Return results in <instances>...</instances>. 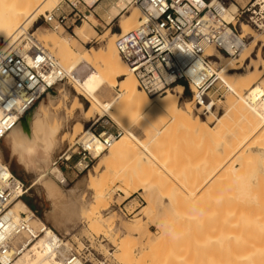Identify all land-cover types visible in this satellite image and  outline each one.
<instances>
[{"label": "rangeland", "instance_id": "1", "mask_svg": "<svg viewBox=\"0 0 264 264\" xmlns=\"http://www.w3.org/2000/svg\"><path fill=\"white\" fill-rule=\"evenodd\" d=\"M108 1L110 2L108 5L110 10L109 14L104 17L106 23H101L96 20L94 16V23L92 21L89 22L94 31L88 35L86 41L78 42L76 49L79 52L86 49L105 48L106 42L110 39L111 34L120 32V28L118 27L119 21L124 16L128 15L135 7L134 5H127V9L121 11L130 0ZM237 1L245 3L247 0ZM50 4L51 3L47 1L43 14L47 15L48 12L58 14L61 11H68L63 0H59L58 3L52 7ZM115 12L118 13L113 16ZM139 16L140 12L138 18ZM137 21L139 20L137 19ZM86 22H88V20H85L82 24L78 22L75 24V27L78 25L76 28L72 27L69 30H64L61 27L59 29H53L51 25L45 21L44 15L38 13L33 22V27L28 30V36L23 35L20 37L19 47L22 48V45L27 42V39H32L37 45L31 44L33 46L31 49L37 47L43 49L59 61L56 50L52 48L50 44V38H53L55 35L58 39L61 38V40H64L68 37L75 36V30ZM137 26L138 22L135 29ZM247 32L250 33V35L251 33L257 35V41L253 51L248 54L249 57H244L241 61H237L240 57L239 54L234 56V66H236V69L225 72L224 76L228 82L236 85V89L230 90L216 76L215 79L218 80V82H216L215 87L209 92H207V90L203 92L200 91L198 94L199 100L194 98L192 103L191 109L193 114L205 121L207 126L212 127V129H209L212 132L209 130L208 132L206 129L203 130V127L199 128L198 125L193 126V124V132L186 127H169L165 128V134H162L164 138L163 136L161 137L163 141L160 140L161 142L158 144H144V135L142 133L139 134L140 132H136L143 141L142 143H137L133 151L137 156L143 153L147 154L150 161L157 162V165L158 163L160 165L159 171L161 175L158 181L157 179H155V182L153 179L149 180V182L153 181L158 186V190L154 191L156 193L150 192L151 194L148 195L147 193L149 192H146L147 190L145 191V189L140 188V179L137 176V179L131 177V172H135L137 164L138 170H140L142 168L139 167V164H144V161H140V163L137 161V164L135 161H129V164L132 162L131 165L128 164L130 168L133 163L134 165L136 164V167L133 166L131 172H129L130 169L126 171L129 168L128 166L126 169L122 167L127 165V159L126 162L122 160V164L124 162L125 165L116 161L117 163L115 164L118 168L115 165L111 168L112 166L110 165V168L108 167L109 169H107L105 165L99 164L100 159L97 157L93 163V167L81 173H77L73 169L52 165V167L56 166L61 170L67 181L64 186H60L61 189L57 194L60 205L64 209H67L68 214L72 216L75 214L73 200L75 199V194L78 193H72L74 189L82 190L85 200L84 206L77 209L76 216L72 220L63 223H53L47 216L48 211L51 209V203L47 199L45 189L40 183L42 177L36 176L35 173L24 167V164L11 152L8 141L3 138L0 142L1 160L10 167L15 176L20 178L25 185L29 186L27 194L22 199L28 208L26 209V213L28 214L30 212L29 209L33 211L35 216L39 217L42 222L64 237V241H67V248L77 250L83 254L89 264H176L177 259L175 261V256L179 254L176 257L178 260L182 259V252L185 254L182 260H185L184 262H186V264H216L218 261L219 264L226 263V254L224 253V218L227 206L223 205L224 193L226 191L230 193L233 189L237 194L240 192L239 195L235 194V196L238 197H235V199L229 203L228 210L233 209L232 207L235 206L236 211L239 209V211L243 210L244 212H258V214L261 213L260 216H264L262 215V213L264 214V149H262L260 145L256 147V144L264 139V133L261 132L259 126L258 128L260 130L257 129L256 126H253L257 129H255V131L252 125L246 122L243 116L239 114L240 112H238V110V113L236 112L237 114L234 113L235 111H228L227 114H224L227 109L228 99H238L237 95H239V93L245 95L248 92L245 90V87H243V84H245V86L249 85L251 89L254 83L261 82L262 85L264 84V63L262 62L264 59V45H262L261 41H258V38H262L264 34L250 28ZM45 36L47 37L46 40L49 41L47 45L42 40L45 39ZM251 39L252 37L248 35L247 45ZM2 43L3 39L1 38L0 46ZM212 60L218 63L221 61L216 58H212ZM86 67L87 66L83 64L79 65L75 69L74 74L82 78L89 71V68L87 69ZM242 75L247 76V81L244 80V82L240 83L241 80L239 78ZM180 83L184 86L183 94L180 96V102L192 100L191 97H194V93L191 92L190 87L185 83ZM225 87L228 90H226ZM235 91L237 92L235 93ZM80 92L79 89L71 84L68 78H63L52 90H50L51 95L56 101L53 105L54 110L59 113L60 119L63 122V128L57 136L59 146L53 153L52 160H55L64 152L69 154L72 149L71 146L79 139L80 136L78 135L81 133H76L77 135L74 134V136L69 134V132L76 130V127L73 125L75 121L82 122L83 131L84 129H89L91 132L105 131L107 134L115 133L118 134V136L120 135V131L112 122V118L110 116H100L98 114V109L92 106L90 101L84 95H81ZM117 93L118 86L101 90L98 96L101 101H107ZM44 97H46V94L43 95V98ZM202 102H205V107L202 106ZM221 115L223 119L221 120L222 122L218 119ZM218 120L221 122V125L218 123ZM193 123L195 124V121ZM135 126H139L138 120L132 124V128L137 129ZM198 129L200 135L197 133ZM201 129L203 131L202 133ZM253 131H255V133L258 132V135H254ZM64 132H67V134H65L64 140L61 141V136ZM244 133L246 137L247 134H249V136L247 138L244 135L242 136ZM250 134H252V138ZM255 136H258V138L255 139ZM246 139L248 140L246 141ZM242 140L245 142L242 143L246 145H242ZM252 140H255V144H253ZM243 146H248L254 151V154L250 153L248 156L245 155L247 156L243 157L245 159L237 157L235 161L227 158L228 155L226 156L225 150H228L227 153L230 154L232 151L233 153L235 152V154L236 152L239 154V150L241 151L246 148ZM241 147L243 148L241 149ZM237 148L240 149L238 150ZM106 151L107 150H105V152ZM145 166L147 167V165ZM120 167L124 169V175H122V177H129V182L126 185L120 180L119 172H123L119 170ZM116 169L119 171L117 174H115L117 171ZM125 172H128V176ZM140 172L137 171L135 173L141 175L143 174L142 172H144L145 176L149 174L148 170L144 171L142 169ZM88 173L94 174L95 177L91 184L86 183L85 185V177L87 178ZM135 173H133V175H135ZM149 176H147V178H149ZM142 183H144V181H142L141 184ZM257 185H259V187H257ZM227 187L230 189L232 188V190L226 189L224 192V189ZM256 195L260 198L256 197ZM150 196L151 199L146 200V198H150ZM211 196L212 199L214 198V203L217 201V205L220 204V207L215 205L217 211L214 210L212 213L211 211L215 207L212 202L210 203L208 201ZM254 199H258L259 205ZM232 202H235V204L232 205ZM209 203L212 206H210ZM221 204L223 205L222 207ZM256 208L257 210H255ZM93 209L100 212L104 217L103 221L105 220L107 223L110 222V224L107 226L106 222L105 225L103 224L104 222L102 224H92L93 222L87 221L89 211ZM14 210L18 213L20 211L18 208ZM214 212H217L218 216H216ZM215 216L218 218L217 220H215ZM32 224L36 225L37 222L33 221ZM200 225L203 228H200ZM216 226L220 233L219 235L217 234L220 236H217L218 238L215 237L214 234L218 231H215ZM196 227L202 231L196 230ZM105 229L108 231L106 232ZM211 229H213V231L210 233L209 230ZM147 230L153 234H158L165 230V232H169V236L172 235V243L168 240L157 246L158 248L155 247L157 251L165 250L164 252L167 251V253L169 252L168 254L176 253L174 256L172 255L173 258L169 255L172 259L165 256L166 259L164 260V257H162V259L159 258V256L156 257V255L154 256L156 258H153L152 255L156 251H154L153 254L152 252L150 253L149 246L148 244L146 245L145 242L146 239L148 241ZM213 238L218 241H215L216 244L207 241ZM215 239H213V241ZM118 245H120L121 248ZM170 247L173 248L174 252H172L173 250L170 251ZM178 248H181L180 250L183 249L181 253ZM125 250H127V252ZM145 251L149 252L151 256L148 255V257ZM125 252L126 257L123 255ZM155 254L158 255L157 252ZM205 258L207 260H205ZM184 262L181 261L182 264H184ZM260 262L264 264V261H259V264H261Z\"/></svg>", "mask_w": 264, "mask_h": 264}, {"label": "bare ground", "instance_id": "2", "mask_svg": "<svg viewBox=\"0 0 264 264\" xmlns=\"http://www.w3.org/2000/svg\"><path fill=\"white\" fill-rule=\"evenodd\" d=\"M47 1L51 3L50 5L52 7V6H55L59 0H0V39L1 38L3 39V43L0 46V50L2 52L7 53L13 48L19 47L20 37L23 35L28 36L27 35L28 30L29 28L33 27V22L35 21V18L38 13L40 15L47 16L46 14H43V11L45 10V4L47 3ZM88 1L96 2V0H88ZM236 8H237V5L234 3L229 5V11L234 12L236 11ZM138 11H139V8L135 6L128 15L124 16L119 21L118 27L120 28V32L126 33L128 31L135 29L137 22L139 24V21H137V19L139 20L138 14L140 11L139 12ZM117 13L118 12H115L113 16L117 15ZM225 19L228 21L231 20L230 12H228L225 15ZM87 20L88 22H86L80 28L75 30V34H74L75 36H71V37H68L67 39L61 40V38L58 39V37H55V35L54 36L52 35L53 38H50V44L52 48L56 50L57 52L56 55L59 61H57L56 59L55 60L59 68L63 72V75H64L63 78H68L71 84L75 88L81 91L80 92L81 95H84L90 101L91 105L95 106L98 109L99 111L98 114L100 116H110L112 118V122L115 124V126L120 131V135L114 138L111 145L107 149H105L107 151L105 152L104 150L103 152L99 154V159H100L99 164L101 163L102 165H105L107 169H109L110 165L112 166L111 168H113L114 165L116 166L115 164L117 163L116 161H119L118 163L122 164V160L126 162V159H127V163H126L127 165L122 166L123 168L126 169V167L129 164V161H135L136 164H137V161L138 163H140V161L142 162L144 161V164L140 163L139 167L142 168L144 171L148 170V173L150 174V176L147 172H145L148 174L146 176L144 175V172H142L143 174L141 175L138 173H135L137 171L138 172L142 171V169L138 170V164H137V168L135 172H131L133 170L132 169L133 166L136 167V164L134 165V163L132 164L131 168L130 166H128L129 168L126 171L130 169L129 172L132 173L131 177L136 178L137 176L140 179V184H139L140 188L145 189V191L147 190L146 192H149L147 193L148 195H150L152 192L156 193L154 191L158 190V186L154 182H155V179H157L158 181V178L161 175L159 171L160 165L159 163L157 165V162L150 161L149 156L147 154L143 153L144 155L139 154L137 156V154L133 151L134 147L136 146L137 143H142L143 139H145L144 144L160 143L161 142L160 140L163 141L164 135L162 134H165V131H164L165 128H169V127H184V128L186 127L189 130H192V128L194 130V127H192V124H193V126L198 125L199 128L203 127L202 128L203 130L206 129L208 131L209 129H212V127H209L206 125L205 121L196 117V115L193 114L192 109H191L194 98L196 97L198 98V94L200 91L197 90L194 86H191L190 87L191 92L194 93V97L193 96L191 97L192 100L180 102V96L183 94L184 86L180 82H176L174 85H172L170 89L166 90L162 94H156L152 96L147 95L145 92L139 89L137 85V80L132 70L126 64V62L122 59V57L120 56L118 52V49L116 46V40L120 32L112 33L110 36V39H108V42H106L105 48L103 49L102 48H95V49H88V50L86 49L80 52L76 49L78 42L86 41L88 39V35L92 33V31H94L91 28V25L89 24L90 21L94 23L95 21L94 16L92 14L88 15ZM84 21L82 23H84ZM249 28L252 29L249 25H244L243 26L244 32L248 33L247 31ZM248 34H249V37L250 36L252 37V39L249 42V44L248 45L246 44L245 47L242 49V51L239 53L240 57L237 61H241L244 57H247V56L249 57L248 54L253 51L256 45L257 35H254L252 33L251 35L250 33ZM46 39L47 37L45 36V39H42V40L47 45L49 41ZM258 41H261L262 45H264V36L262 38H258ZM31 44L35 46L37 45L36 43L32 41V39H27V42L24 45H22L23 46L22 48L23 49L31 48L33 47ZM212 51L213 50H211L210 48L208 49L209 53H212ZM49 55L52 56L51 54ZM214 58H216L217 60H221L219 63L212 60L213 64L217 68L215 72L216 76L227 86V88H229L230 90H235L236 85L234 83L231 84L224 77L225 72L236 69V66H234L235 65L234 56L216 54ZM262 62L264 63V59L262 60ZM81 64H83L84 66H87L86 67L87 69L89 68V71L82 78L77 77L74 74L75 69ZM239 79L241 80L240 83H242L244 82V80L247 81V76L242 75L240 76ZM57 84L58 83H56L55 85ZM243 85L242 86L245 87V90H247L248 92L245 95H241L238 92L239 93V95H237L238 99H234V98L228 99L227 98L228 99V103L226 107L227 109L224 114H227L228 111H231V112L235 111L234 113H236L238 110V112H240L239 114L243 116L246 122L251 124L252 127L256 126L257 129H259L258 128L259 126L261 129V132L264 133V103L259 100V95L263 90L264 84L262 85L261 82L254 83L252 89L249 87V85L247 86H245V84ZM116 86H118V93L115 96H113L110 100L101 101L99 99L98 95H99V92H101V90H104L107 88L109 89L114 88ZM236 92L237 91H235V93ZM55 102L56 101L54 100L50 91H48L46 93V97L44 98L42 97L40 100H38V102H36L29 111H27L25 114H23L18 119L14 127L5 135L4 139L8 141L11 152L14 153L16 157L18 158V160L24 164V167L31 170L33 173H35L36 176L42 177V180L40 183L44 187L46 197L51 203V209L47 213L48 218L53 223L55 222L63 223L68 220H72L76 216L77 209L84 206L85 200H84V195L82 194V190L74 189V191H72V193H75V192L78 193V194H75V197H74L75 199L73 200V205L75 208L74 216L68 214L67 209H64L58 201L57 192L61 189L62 186H64L65 179H63L64 176L58 167L56 166L52 167L53 162H54V160H52L53 158L52 155L59 146V140L57 136H58V133L63 128V122L60 119L59 113L56 110H54V107H53ZM205 105H206L205 102H202V106L205 107ZM222 115L218 117L220 121L223 120ZM136 120L139 121V126H135L137 127V129H134L132 128V124ZM219 120H218V123H220L221 125L222 121L220 122ZM194 121H195V124L193 123ZM73 125L76 127V130L69 132L71 136H74V134L77 135L78 133H81L80 135H78L80 136L79 140L83 141L84 143H87L88 141H90V139H92L93 137L92 132L89 129H84V131L82 130L83 124L81 121H75ZM256 128H254V130ZM202 129H201V133L203 132ZM255 131H253V134L258 135V132L255 133ZM136 132L137 133L140 132L139 134L142 133L144 135V138L143 139L140 138V135H138ZM197 133L198 135H200L199 129L197 130ZM245 133L242 134V136L243 135L245 136ZM65 134H67V132H64L62 134L61 141L64 140ZM108 134H114V133H108ZM210 134H213V133H210ZM162 136L163 138H161ZM248 136L249 134H247V137ZM250 137L252 138V134H250ZM256 138H258V136L257 137L255 136V139ZM247 140L248 139H246V141ZM254 141H253V144H255ZM94 142L100 148H102L101 144L99 143V141H97V139H95ZM242 142L244 141L242 140L241 143ZM244 143H242V145ZM257 145L262 146L261 148L264 149V139H262V141H259V143L256 144V147ZM248 146L247 147L243 146L246 148L241 151L239 150L240 148L239 149L237 148L240 152L239 154H237V152L235 154V152L233 153V151L230 154V153H227L228 150H225L226 156L227 155L229 156V157L227 156V158L228 159L230 158L229 160L235 161L237 157L241 159L245 155L248 156V154L250 153L254 154L253 153L254 151L251 150ZM243 147H241V149ZM0 161H2L1 156H0ZM131 163L132 162H130L129 165H131ZM145 165H147L148 168ZM116 167L118 168V166ZM119 170H122L123 172L121 171L119 172L117 170L115 174L119 172L120 180L126 185L129 182V177L128 178L122 177V175H124V169H121L120 167ZM125 173H127L126 175L128 176V172H125ZM133 173H135V175H133ZM142 175H144L145 177ZM147 176H149L150 179L147 178ZM94 177H95L94 174L88 173L87 178L85 177L86 179V182L84 181L85 185L86 183L91 184L94 181ZM151 179H153L154 182L153 181L149 182V180ZM142 181H144V183L141 184ZM145 181L146 182L148 181V182L146 183ZM256 182H257V179H256ZM257 187H259V185H257ZM226 189L232 190V188L230 189L227 187L224 189V192ZM233 190L230 191V193L227 191L225 193L222 192L224 193V201H223L224 204L223 205L227 206L225 209V218H224L225 220V226H224L225 251L224 253L226 254L225 256L226 263L224 262V264H259V261H264V216H260L261 213L258 214V212H254V211H253L254 213L244 212L243 210L239 211V209H237L236 211L235 206L232 207L233 209L228 210L229 203L233 201L235 197L236 198L238 197V196H235L237 192H234ZM239 193L237 195H239ZM256 197H259V196L256 195ZM148 199H151V196L150 198H146V200ZM254 200L258 204V199L257 200L254 199ZM208 201L210 203L212 202L214 204V207L215 205H217V201H215L216 203H214V198L212 199V196ZM210 203L209 205L212 206ZM233 204H235V202L234 203L232 202V205ZM223 205L221 204V207ZM217 206L220 207V204ZM17 208L24 213H26V209H28L25 203L22 201V199H17L16 201H14L13 211H15L14 209H17ZM215 208L211 211V213L214 210L217 211V207ZM255 210H257V208ZM29 211L30 212L28 214L26 213V218L29 219L31 225L36 228L42 227V225L45 223L42 222L39 219V217L33 215L30 209ZM243 212H244V215H243ZM15 213L18 214L17 211H15ZM214 213L216 216H218L217 212H214ZM262 215L264 214L262 213ZM103 219H104L103 215L97 210L93 209L89 211L87 221L93 222L92 224L94 223L102 224L104 222L103 224L106 225L107 222L105 220L103 221ZM217 219L218 218L216 217L215 220ZM33 221L37 222V224L36 225L32 224ZM108 224H110V222L107 223V226ZM197 228L198 227H196L195 229L199 231L200 229L199 228L197 229ZM200 228H203V227L201 226ZM215 228H216L215 231H217L218 230L217 226ZM46 230L47 231L45 232V234H41L33 243L27 246L26 249L23 250V252L19 254L13 260L12 264H60L62 261V258L67 254L69 250V248H67V241H63L62 248L60 250L53 249L52 239H55L54 234L51 231H49L47 228ZM107 231L108 230H106V232ZM201 231L202 230H200V232ZM209 231L211 233L213 229ZM168 233L169 232H165V230H163L158 234L157 233L153 234L147 230L148 241L146 239L145 242H146V245L148 244L149 246L150 251L149 249L148 251L150 253L152 252V254L154 251L158 253L157 255L155 254L156 253L155 252L152 255L153 258H156L159 256V258L164 257V260H165L166 259L165 256H168V258H171V257L173 258V256L176 254V253L168 254L169 252L168 253L167 251L164 252L165 250L161 249L162 251L160 250L157 251V249H155V247L158 248L157 246L163 244L164 242L168 240H170V242L172 241L171 240L172 235L169 236L170 234ZM214 234H215V237H217L220 234L219 230L217 231V233L215 232ZM213 239L212 240L210 239L207 241L209 243H212V242L215 243L216 239L214 241ZM53 244L56 245L55 240L53 241ZM120 245L118 246L120 247ZM180 249H179V252L181 253L183 249L182 250ZM171 250H173L172 247H170V251ZM125 251L127 252V250ZM126 252L123 253L125 257H126ZM145 252L147 256L148 255L151 256L149 252L147 251ZM172 252H174V250ZM155 255L156 257H154ZM169 255L171 257H169ZM183 255L185 256V254H183L182 252V257H181L182 259H184ZM176 256H175V261L177 259V261L180 262L178 263L176 261V264L177 263L182 264L181 261L183 262L185 261L182 259L178 260ZM205 260L207 259L205 258ZM218 262L216 264H219ZM260 263L262 264L263 262H260ZM79 264H84V263L80 262ZM184 264H186V262H184Z\"/></svg>", "mask_w": 264, "mask_h": 264}, {"label": "built area", "instance_id": "3", "mask_svg": "<svg viewBox=\"0 0 264 264\" xmlns=\"http://www.w3.org/2000/svg\"><path fill=\"white\" fill-rule=\"evenodd\" d=\"M63 2L67 12L44 15L53 29L69 30L78 22L82 23L96 4L88 0ZM232 3L237 5L234 12L229 11ZM127 5L139 8V24L134 30L120 32L116 46L132 70L139 89L151 96L164 93L176 82L209 92L218 82L212 58L216 54L236 56L242 51L249 35L244 32V25L264 34V0L245 3L237 0H130L121 11L126 10ZM228 12L230 21L225 19ZM209 48L212 53L208 52ZM63 77L55 58L43 49L16 47L7 53L0 50V142L18 119ZM259 100L264 103V88ZM92 136L87 143L76 140L71 152L59 155L53 165L77 173L86 171L118 134L92 131ZM8 167L0 161V264H12L27 246L45 234L46 228L54 234L53 249L60 250L64 237L47 224L40 228L32 226L26 213L13 211L14 201L23 199L29 186ZM63 179L67 183L66 178ZM32 214L35 215L33 211ZM80 262L89 264L83 254L69 249L60 264Z\"/></svg>", "mask_w": 264, "mask_h": 264}, {"label": "crops", "instance_id": "4", "mask_svg": "<svg viewBox=\"0 0 264 264\" xmlns=\"http://www.w3.org/2000/svg\"><path fill=\"white\" fill-rule=\"evenodd\" d=\"M109 3L110 2L108 0H98L94 6L92 14L93 16H95L96 20L100 21L101 23L105 22L104 17H106V15L109 14V10H110L108 7ZM103 27H104V24H103ZM95 133H99V132L96 131Z\"/></svg>", "mask_w": 264, "mask_h": 264}]
</instances>
